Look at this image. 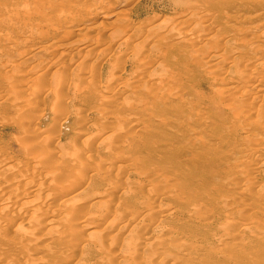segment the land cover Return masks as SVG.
Here are the masks:
<instances>
[{
	"label": "rangeland",
	"instance_id": "374dc122",
	"mask_svg": "<svg viewBox=\"0 0 264 264\" xmlns=\"http://www.w3.org/2000/svg\"><path fill=\"white\" fill-rule=\"evenodd\" d=\"M100 1L103 3L107 2L108 4L106 3L105 5L103 3H100ZM100 1L0 0V165L4 162L8 163L10 165V168L17 165L18 167L16 166L15 168L11 169L12 175L11 177H9L10 181L18 179L16 173L22 171L25 166L26 168L31 166L33 164V159L35 158L33 156L35 153H32L34 149H31L32 152H27L30 151V149L28 148L29 150H27L25 147L28 146L31 142L32 146H34L35 148H39L38 151L37 149L34 150V152L37 153L40 152L41 149H43V146L39 142L48 140L46 148L50 150V153H52L53 151V156L55 154V157L59 160L62 159L60 155L63 156L65 154V156H63L64 160H61V165L58 170L59 173L60 171L63 173L66 169L64 166H68L69 158H71L70 151H74L73 148L83 147L85 145L84 143L86 142L84 140L87 139L91 133H94V127H88V125H90L91 123H95V120L97 121L98 118L96 117L97 113L95 112V109L92 107V105L94 104L92 99H89V104H84V102L82 104V101H79L78 98H75L74 90L72 89V87L66 88L65 85H63L65 87L64 89L62 86V89H58L61 88L58 87L55 91L57 86L55 87V83L53 81L55 80L53 79V69L54 71H59V68L57 67H60V63L64 65V67H62L61 65V68H65L64 70L61 69L63 72L60 71L61 73H63L62 77L67 78L68 76V78H71L72 81L76 79L77 75H79L80 77L86 75V77L84 76V81L86 80L85 82L87 83L95 81L96 83L109 86L114 84V82H120L122 78L125 77L121 82H131L130 87L132 86L137 88L136 85L139 86L138 88L142 89H148L150 87L149 89L152 91L158 89L159 87H164L166 91L172 92V94H174L175 96L172 98L161 99L159 104H161L162 106H159V104L155 102H150L149 100L145 104L144 113L130 111L138 121L140 120L139 122H143L150 129V131H148L146 135L148 139L146 145H156L161 151L159 156H157L158 154L152 155L150 154L148 148H146L144 151V149L140 147L142 141L138 139V136H134L132 139V142L134 143L136 149L139 150V154H137V156L144 157L143 159L141 158L144 162V169L142 168L143 166H141L142 162H140L141 165L136 164L137 167L135 169L137 170L141 166L139 170L145 171V173L148 172L150 176L148 175L149 177H144L142 175H144L145 173L139 174L136 173V170L128 171L132 172L133 176L128 172H119L120 174L117 172V174L121 175V178L125 176L123 175V173L126 175L128 174L129 178H132L133 180L135 178V180H138L140 182L144 179V181L146 182L143 181V184H147L148 182L153 184L155 183L157 185L165 183L164 185L167 186L170 184L169 186L173 187H177L180 176H182V186L184 192L182 193L181 201L173 200L170 198L171 191L169 189V186L167 187L169 191L166 189L167 193L163 196L162 194H159V196L156 197V200H158L159 202L161 201L160 203L162 204L164 202V204L173 206L177 215H184L186 213L184 215V220L182 221V231L190 234L188 238L195 236L194 239L200 241V243L202 244L198 252V260H201L202 262L197 264H264V238L260 237L259 239H255L252 235L254 231V225L260 224L264 227V213H262V207H264V195L262 197H258L252 194L253 191L261 190L262 188H264V166L262 165L264 161V153H254V160L252 159L253 168L251 170H238L240 166V163H238L240 162V158L243 156H248L250 154V152L248 151L249 149L243 141V136L244 134H246L247 128L243 127L242 129H239V126L234 122L230 114V111L233 108H237L238 104L244 100L242 95L238 92L235 93L233 89H238L239 86H244L246 87L245 89H249L250 86L249 82L247 84L240 81L234 69H239V67H248L249 71L255 72L257 70L260 73V71L264 68V52L262 51L264 49V34L260 38H251V36H253L252 33L257 36L258 32H264V0ZM24 2H27V4L29 5L28 7L30 8V10H28V12H30V14H22L24 10H19L21 9V7H23L21 6V4H24ZM35 2L37 3V5L39 4V6L33 9ZM107 5L108 8L105 7ZM44 6H48V9H44ZM49 6L51 7V11ZM67 6L70 7L68 8V11L67 9L65 10V7ZM56 11L61 12L59 14ZM18 13H20L19 17ZM188 13H193L191 15L194 18L195 14L196 16H198V14H202L204 16L206 15V18L208 17V19H206V21H203L205 25L203 23L198 25V23L196 24V20H194V18H191V20L186 23V25H188L187 27L189 30V36L186 35L183 40L179 41L177 39H173L172 36L174 35H172V27L167 24H169L170 22L174 23L177 21H181L183 19L182 15H187ZM122 17L128 22L127 26H130V28L126 30L127 32L133 33V35H136V37L140 39H142L143 37H152V39L148 38L150 39L148 40L150 41L149 45L145 44V48H143L140 46H135V42H133V44H123L121 42L119 43L118 41L116 42V40H112V38L114 37L113 34L116 35L118 29L119 32H121V30L123 31L122 26L120 24L118 25V23H121L120 20ZM113 18L115 19L113 20ZM50 20H52V23L53 21H55V24L53 25L57 26L46 29V31L41 34L43 38H39L37 44H30L31 39L39 34L40 25H44L47 21ZM163 21L167 23L165 24ZM25 22L27 23L23 24ZM158 23H160V25L162 26L164 25L163 29L161 26H159L160 32H157L159 28H157V30L153 28V25ZM31 24H33V26H31ZM149 24L151 26H149ZM37 29H39L38 34ZM249 30L254 31H251L252 35H249ZM79 31H81V35ZM137 32L138 34H135ZM152 32L154 34L158 33L159 35L157 34V37H153L154 35L151 34ZM204 32H207L205 33L207 35L204 34L205 36H211L212 38L209 39V41L206 40L208 38L204 39L205 42L203 41L200 44V48L189 49L188 41L191 40V37L193 35H198L199 33L202 34ZM82 33L84 34L82 35ZM88 36H90V38ZM229 36L231 39L229 38ZM84 37H86V39ZM65 38L66 40H64ZM92 38L93 41H96L92 45L93 48L91 46L92 50L90 49L88 51V53L90 52V54H92V58L90 59L91 55L88 54V59L86 60L85 58L83 61H80V59L85 56V54H83V52L81 51L78 52L81 54V58L77 57V59H71L70 62L68 60V64L66 60L68 56L71 57L70 54H72L73 56V50L67 51L66 49L64 50V53L66 56H68L66 57L65 55H60L59 57L57 54V58L55 57L56 54H54V56L52 54L49 55L50 52L54 53V51H51L49 49V52V50L46 48H44L46 52L43 50V47L46 44L47 46L51 45L52 43L60 44L64 41L67 42L68 40L73 41L74 44H79L81 43V40L83 41L85 39L84 42H86L87 40H91ZM212 39L213 41H215L211 45L210 43H212ZM13 41L15 45H13ZM245 41H255L251 44L253 48L248 49ZM16 44L18 47L16 46ZM213 46L214 49L217 50H211ZM34 47H40V49H42L44 53H40V49L37 48V52L39 53L36 52L37 56L36 54L34 55L36 57L25 61L19 59L25 56V54H23L24 52L27 53L29 52V50L31 51L32 48L34 49ZM10 48H12V50ZM13 48L16 49L14 50ZM126 49L128 51H125ZM200 49H208L212 52L215 51V56L217 57V59L215 57L209 60L207 62L209 66L205 67L201 62V60H204V57H199L201 56L199 53L202 52ZM69 51H71V53ZM159 52L162 56L159 54ZM94 54L96 55L94 56ZM50 56H53V59L56 58V63L52 66H56L55 68H57V70L51 65L49 66V63L52 60ZM135 57H137L138 59L141 57V59L144 60H153L152 65L154 66L156 64V70L153 71L154 73L152 72V78L147 77L145 80L141 79L142 81H138V78L143 75V72L140 73L138 68V60H136ZM58 58H60L61 60ZM63 58L64 60H62ZM221 62L226 63V66L223 69H221L220 67ZM261 63L263 64V66ZM11 64H13V66ZM90 64L91 66H93V68L90 66ZM39 66H41L40 69L36 71L38 69L37 67ZM45 67L47 69H45ZM50 67L52 69H50ZM136 68L140 74L137 73V70H135ZM13 71H15V75L18 74V76L14 75L12 77V75L14 74L12 73ZM79 71L83 73L80 75ZM84 71L86 73H84ZM18 72L22 74L20 75ZM50 72H53L52 75ZM90 73H93L94 75L92 74L90 77ZM87 74L89 78L92 79H89ZM79 76L78 78H80ZM114 76H117L119 80L116 77L114 78ZM11 77L14 78V80L15 77H19L16 79L17 83L19 82L16 85L17 90L15 89L16 86L12 85L13 87H10ZM217 77H219L220 80L224 79V81L222 83L215 81ZM135 78L137 81L135 80ZM8 79H10L9 82L6 81ZM134 80L135 83H133ZM20 81H23V84H21ZM7 83H9V85ZM87 83L85 85H88ZM33 84H37V87H40V89L43 85V87L47 86L49 88L39 90V92L41 91L40 93L37 90V93L39 94L35 93L37 95V97H35L36 95L34 96V93H30L32 88L35 89L34 87L36 85L33 86ZM262 87L264 88V85ZM174 88H176V92ZM120 90L123 91L124 88ZM216 90H219L220 93H216ZM257 90L255 93L259 99L261 91L258 90L260 92H257ZM51 91H53L54 93ZM56 92L58 93V95H61L58 96ZM107 94L109 93L105 92L104 96H106ZM119 95L121 94L119 93ZM225 95L226 97L224 98ZM24 98H27L28 100H26L30 102L26 103L27 101L22 100ZM32 98L34 102H32ZM257 102L256 104H258ZM23 103L26 104L24 105ZM54 103H56V106H59V108L60 106L62 107L60 110L62 112H65V119L58 120L57 115V117H55V120L54 115L56 116L57 111H54L53 108H51L53 110L49 109L50 106ZM123 104L127 105L125 103ZM32 105L34 106L33 109ZM25 107H27V110L29 109L28 112L26 110L24 111V109H26ZM30 108L34 113H31L32 115L29 114L30 112H32L30 111ZM35 109H38L37 111L40 114ZM53 112L55 114H53ZM79 114H81L84 119L86 118L84 120L85 122H83L86 124V130L82 128L84 127V124H80L82 122L75 121V119H77V121L79 120L77 118V115ZM21 115L22 117H20ZM16 116H18V119H16ZM257 116L259 118V116L262 117L263 115L262 113H260L255 115L253 118L258 119ZM28 118L29 120H27ZM24 120H27L29 122L25 121L24 124ZM52 120L53 122L54 120L56 121L54 123V125L56 124L55 126L53 125V123H51ZM48 124L51 126H49ZM20 126H24V128ZM90 127H92L91 129L93 130H89ZM21 128L23 129V131ZM81 128L82 130H84L83 132L79 131L81 130ZM243 129L244 131H246L245 133L243 132ZM24 130L29 131H27V133ZM32 130L37 131L35 136L30 135L33 134ZM46 130L48 132H46ZM22 132H26L27 134L24 133L22 135ZM77 133L84 134H79V136ZM25 134L26 136H24ZM34 137L36 139L35 142L32 141ZM26 141L27 143H29L24 144V142ZM20 142L23 145L20 144ZM23 148L25 149L23 150ZM24 152L26 155L24 154ZM66 156L68 157V161ZM103 156L105 159H109V156L111 155L108 154V156ZM103 156L100 155L101 159L103 158ZM44 160L45 159L43 157V160H40L39 162V165H43V168L39 167L40 170L44 169V166L47 168L50 165L48 161L47 163L41 162ZM21 165L25 166L21 167ZM75 166L76 165L74 164L69 166L71 172H75ZM39 168L37 165V167L31 169L39 171ZM46 168L44 170L47 171ZM17 169H19V171ZM5 171L6 174L4 173ZM7 172L8 170L1 169L0 167V177H2V175L4 174L8 175ZM68 172L69 171L66 170L65 173ZM151 173L153 174L151 175ZM139 176L141 177L139 178ZM128 177L127 179L131 180ZM247 179H251L256 186L253 188L243 187L242 185ZM35 181H37L36 178ZM84 181L85 183L88 181V183H90L89 185L94 186L97 189L103 186L102 182L100 183L99 181H96L91 176L88 180L83 179L82 182ZM49 182L50 181H43V185L41 184L37 189V191L39 192H36L37 194L35 193L36 195H34L43 198L48 196V194H50L52 185L56 183ZM26 183L27 181L24 180L20 183H17V185L24 188L26 187ZM45 189L47 190L48 194L46 193ZM42 192L44 195H42ZM85 192L84 194H89V192L91 193L90 190H86ZM6 193L7 197H12V194H14V190H8ZM239 193L244 195L243 205L246 201L245 205L248 207V211H246V213L249 214L250 218L247 219V223L240 224L241 228L239 230L232 232L229 231L227 234H223L219 232L220 227H222L228 221L237 220L239 217L238 213L234 210V207H232L234 206L233 203L235 196L241 195ZM26 195L27 194L25 193V196ZM46 198L48 200H51V202H54L53 204H55V201H52V197L48 196ZM46 198L45 200H47ZM147 198L150 199V197L148 196ZM48 202L50 201H47V203ZM57 203L58 201L56 202V204ZM46 207L49 208L50 203L47 204ZM194 207H198L203 210L205 209L207 215L205 220L207 223L200 224L186 219L187 213L191 212ZM19 212L22 214L24 212L25 214L24 210H20L18 211V213L13 212V215H22L19 214ZM61 215H64V213H61ZM91 220H94L93 216H88L86 219V221ZM61 226V219H52L50 231L38 235V237L36 238L37 240H34V244H36V242L39 240L36 245L38 247V244L41 243L43 237H45L47 240L48 238L52 239V236H54L53 234L56 233L58 229H61ZM23 228L24 227L19 228L21 233L26 232V228ZM202 237H204V239ZM45 238L44 240H46ZM184 238L185 236L182 235L181 239ZM52 246H48L47 248L43 249L46 250L51 248L46 252L42 249V251L38 250V252L41 253L38 254L37 252V256L34 252L35 256L32 257L34 258V262L38 264H53V259L54 257H57L60 248L57 245H54L53 247ZM56 247L58 248V250ZM90 247L91 249H93L94 247L91 242ZM78 250L79 249L73 250V252L71 253L73 254L76 251L78 254ZM76 252L74 255H77ZM15 255L16 257L18 256L17 253ZM31 255L33 256V253L29 256ZM50 260L53 261H51L50 263ZM72 262L69 263L68 261V264H71ZM81 263L84 264L85 262ZM64 264H67V262ZM183 264H191V262L184 261Z\"/></svg>",
	"mask_w": 264,
	"mask_h": 264
},
{
	"label": "bare ground",
	"instance_id": "6f19581e",
	"mask_svg": "<svg viewBox=\"0 0 264 264\" xmlns=\"http://www.w3.org/2000/svg\"><path fill=\"white\" fill-rule=\"evenodd\" d=\"M43 2H45V1H43ZM100 3H103V2L100 1ZM106 3H103V4L106 5ZM21 6H23V7H21V9H19V8L18 9L24 10L22 14H26V15L30 14V12H28V10H30V8L28 7L29 5L27 4V2H24V4H21ZM38 6H39V4L37 5V3L35 2L33 9H35ZM105 7L108 8V5ZM105 7H104V9H105ZM60 8H62V7H60ZM68 8H70V7L69 6L65 7V10L67 9V11H68ZM44 9H48V6H44ZM65 10H64V12H65ZM50 11H51V7H50ZM56 12H58V11H56ZM60 12L61 11H59L58 13L60 14ZM19 14L20 13H18V17H19ZM191 14H193V13H188L187 15L184 14V15H182L183 19L182 20L179 19L181 21H177L174 23L170 22L169 24H167V25H170L172 27V31H173L172 35H174V36H172L173 39H177L179 41V40H183L186 35L189 36V30L187 27L188 25H186V23H188L191 20V18H194ZM13 17H14V15H13ZM114 19L115 18H113V20ZM206 19H208V17L206 18V15L204 16L202 14L201 15L198 14V16H196V14H195L194 20H196V24L198 23V25L203 23V21H206ZM51 21L52 20L47 21L44 25L39 24L40 30L37 29V34H38V30L40 32L36 37H33L32 39L30 38L31 39L30 44H33V45L37 44L38 39L39 38L41 39V37H42L41 34H43V32L46 31V29L57 26V25L56 26L53 25V24H55L54 23L55 21H53V23ZM120 22L121 23H118V25L120 24L122 26L123 31L121 30V32H119V29H118L119 33L118 32L116 33L114 31L116 33V35L113 34L114 37L112 38V40H116V42L118 41L119 43L121 42L123 44L124 43H128V44L132 43L133 44V42H135L134 43L135 46H140L143 48H145L144 47L145 44L149 45L150 41H148V40H150V39H148V38L152 39V37L147 36L148 38H146V37H143L142 39L137 38L136 35H133V33L126 31L127 29L130 28V26L129 27L127 26L128 22L123 17L121 18ZM26 23L27 22H25L23 24H26ZM113 23H114V21H113ZM31 26H33V24H31ZM149 26H151V25L149 24ZM159 26H161L163 29L164 25L162 26V25H160V23L154 24L153 28H155L157 30V28H159ZM256 27H259V26H256ZM204 29H205V27H204ZM84 30H86V29H84ZM116 30H117V28H116ZM81 31H79L80 35H81ZM158 31L160 32V28L157 30V32ZM251 31H253V30H251ZM251 31L249 34V35L253 34V36H251V38L252 37L253 38H260L264 34V32L259 33L257 31L258 35L256 36ZM138 32L135 34H138ZM143 32H146V31H143ZM207 32H204L202 34L199 33L198 35H193V36L190 35L192 37H191V40L188 41L189 49L200 48V44L203 41L205 42L204 39H206V38H208L206 40L209 41V39H211L212 37L211 36H209V37L205 36V35H207V34H205ZM83 34L84 33H82V35ZM85 34H86V32H85ZM151 34L154 35L153 37H157L159 35L158 33L154 34L153 32ZM259 34H260V36H259ZM45 36H47V35H45ZM86 37H84V38L86 39ZM88 37L90 38V36H88ZM186 38H189V37H186ZM229 38H230V36H229ZM138 39H140V40H138ZM64 40H66V38ZM84 40L83 41L81 40V43H79V44H77V43L74 44L73 41L68 40L67 42L64 41L60 44L59 43L58 44L52 43L53 45L51 44V45L47 46V44H46V45H44V47L42 45L41 46L43 47V50H44V48H46L48 50L50 49L51 51H54V53H52L49 50L50 53L49 52H47V53H49V55L52 54L53 56H54V54H56V56H55L56 58L58 56L60 57V55H65L64 50H66V49H67V51L73 50L74 51V52L72 51L73 56H72V54H70L71 57L67 55L68 56V58L66 60L67 62H68V60L70 62L71 59L72 60L77 59V57L81 58V56H80L81 54L78 53L81 51V52H83V54H85V56L82 55L83 57L80 59V61L81 60L83 61L85 58L87 60L88 59L87 57L89 55H91L90 59L92 58V54H90V52L88 53V51L90 49L92 50V48H93L92 45L96 42V41H93V38L91 40L90 39L87 40L86 42H84ZM90 41H92L93 43ZM151 41H154V40H151ZM214 41L212 39V43H210V44L212 45ZM253 42H255V41H253ZM253 42H249V41L246 42L248 49L253 48V46L251 45ZM11 43H12V41H11ZM13 43H14V41H13ZM17 44H19V43H17ZM17 44H16V46H17ZM13 45H15V43ZM91 46H92V48H91ZM40 47L39 48L34 47V49L30 48L31 51L28 49L29 52H27L25 50L27 53L22 52L23 54H25V56H23L19 59H22V61H25V60H29V59L36 57L37 56V54H36L37 48L40 49ZM10 49L12 50V48H10ZM212 49L217 50V49H214V46H213V48H211V50ZM43 50L40 49V51H41L40 53H42V52L44 53L45 50L44 51ZM200 50L202 52L199 53L201 55L199 57H204V60L203 61L201 60V62L205 67H207V66H209V64L207 62L209 60L215 58L216 53H215V51L212 52V51H209L208 49H200ZM125 51H128V50L126 49ZM262 51L264 52V49ZM69 52L71 53V51H69ZM37 53H39V52H37ZM35 54H36V56H34ZM57 54H58V56H57ZM78 54H79V56H78ZM96 54H94V56ZM159 54H160V52H159ZM139 55H141V54H139ZM53 56L52 57L50 56L52 58V60L51 61L49 60L50 63L48 61L49 66L50 65L52 66L53 64L56 63V58L53 59ZM135 58H136V60H138V68H139L140 73L143 72L142 73L143 75H141V77L138 78V81L139 80L142 81L141 79L145 80L147 77L152 78V75L154 73L153 71L156 70V64L154 66L152 65L153 60L147 59V58H146L147 60H144V59H141V57L139 59L137 57H135ZM58 59H60V58H58ZM216 59H217V57H216ZM62 60H64V58ZM116 61H115V63H116ZM69 62H68V64H69ZM20 63H21V61H20ZM91 64H90V66H91ZM11 65L13 66V64H11ZM57 65H58V60H57ZM61 65H62V67H64V65L60 63V67H57V68H59V71L57 70V68H55L56 66H52L53 68H55L57 70V71H54V69H53L54 78L52 77L53 79H55V80L52 79L55 83L54 84L55 87L57 86L55 91L57 90L58 87H61L58 89H62V86L65 85L66 88L72 87V89L74 90L75 98H78L79 101H82V104H83V102H84V104L85 103L89 104V99L90 98L92 99V101L94 102V104H93L94 106L92 105V107L95 109V112L98 115V116L96 115V117H98V118H97V121L95 120V123H91L90 125H88V127L89 126L94 127L93 128L94 133L93 134L91 133L88 136V138L84 140L86 142L84 143L85 145L83 144L84 145L83 147L73 148L74 151H70V157L71 158H69L68 166L67 167L64 166L66 169L63 173L61 171L59 173L58 170H59L60 165H61V160H64L63 156H65V154L63 153L64 154L63 156L60 155L62 157V159H59V160L55 157V154L53 156V154H52L53 151H52V153H50V150H48L46 148V146L48 144V140H43V141L39 142L43 146V149H41V151L37 152V153L34 152V150L37 149V151H38L39 148H35L34 146H32L31 142L28 146L25 147L27 150L30 149V151L26 150L27 152H32L31 149L32 150L34 149L32 153L33 154L35 153L36 155L35 154L33 155L35 158L33 159V164L31 166L26 168V166L23 165L25 167L22 169V171H19V169H17L19 171V172L17 171L18 173H16L18 179H15L14 181H10V177L12 175L11 169L15 168L17 165L15 167H12V168H10V165L8 163H5V162L0 165L1 169L8 170V172H7L8 175H5L6 171L4 172L5 173L4 175L6 177L4 175H2V177H0V264H20V263H22V264H38V263L34 262V260H33L34 258H32V257H34L35 255L37 256L38 250L42 251L43 249L47 248L48 246H52V245L53 246L57 245L60 248L57 257H54V259H53L54 261L50 260V263H51V261H53V264H64L66 262L68 264V261H69V263L73 261L72 263H75V264L81 263V262H85L84 264H183L184 261H190L191 264L201 263L202 261L198 260V255H199L198 252H199L200 246L202 244L200 243V241L194 239L195 236L188 238V236L190 234L185 233L184 231H182V228H181L182 227V221L184 220V215L186 213L184 215H182V214L177 215L173 206H169V204L168 205L164 204L163 201H162L163 202V204H162V203H160L161 201L159 202L158 200H156L157 199L156 197L159 196V194H162V196H163L167 193L166 189L170 184L167 186L164 185L165 183H163V184L158 183L159 185H157L155 183L153 184V183L148 182L147 184H143L142 182L144 181V179H143V181L140 182L138 180H135V178H134V180L132 178H129L128 174L126 175L123 173V175H125V176H123V178H121V175L117 174V172L119 173V172H128V171L136 170L135 169L137 167L136 164L141 165L140 162H142L141 166H143L142 168L144 169V162L142 161V159L144 157H142V156L138 157L137 156V154H139V150L136 149L134 143L132 142V139L134 136H138L139 137L138 139H140L142 141L140 147L143 148L144 151L146 148H148L150 154H152V155L158 154L157 156H159V154L161 152L156 145H150V146L146 145V142L148 140L146 135H147L148 131H150V129L143 122H139L140 120L138 121L130 111H134V112H138V113H144L145 112L144 111L145 110V104L147 101L150 100V102H155V103L159 104L161 99L172 98L175 95L172 94V92L166 91L164 87H159L158 89H156L154 91L150 90L149 89L150 87L149 88L147 87L148 89L138 88L139 87L138 85H136L137 88L132 87V86L130 87L131 82H128V83L121 82L123 80V78H125V77H123L120 82H114V84L109 85V86H106L105 84L96 83L95 81H91V82L87 83V82H85L86 80L84 81L86 75H84L85 77L84 76L80 77L79 75H77L76 79L72 81L71 78H68V76H67V78L62 77L63 73H61L60 71L64 70L65 68L64 69L61 68ZM41 66L37 67L38 69L36 71H38ZM225 66H226L225 62L220 63L221 69L225 68ZM262 66H263V64H262ZM91 67L93 68V66H91ZM45 69H47V68L45 67ZM50 69H52V68L50 67ZM77 69H78V67H77ZM263 69L260 71V73L257 70L256 71L258 73L256 71L255 72L249 71L248 67H245V68L239 67V69H234V71H236V75L240 79V81L245 82L247 84L249 82V85H250L249 89H245L246 87H244V86L241 87L239 85H238L239 86L238 89H233V91L235 93L238 92L239 94H241L242 97L244 98V100L238 104L237 108H233L230 111L231 117L233 118L234 122L239 126V129H242L243 127L247 128V130L245 129L247 132L244 131V129H243V132L244 133L246 132V134H244V136H243L244 139L243 138L242 139H243L245 145L247 146V148L249 149L248 151L250 152V154L248 156H243L240 158V160H239L240 162H238V163H240V166L238 168L239 171L242 169L247 170V171L251 170L253 168L252 159L254 160V153L255 152H259V153L263 152L264 153V88L262 87L264 85V70ZM84 70H87V69H84ZM135 70H137V68ZM116 71H119V70H116ZM14 72L15 71H13L12 73H14ZM53 72H50L51 75ZM82 73L80 72V75ZM84 73H86V72L84 71ZM137 73L140 74L138 72V70H137ZM92 74L91 73L89 74L90 77ZM14 75H15V73L12 75V77ZM15 76H18V74ZM78 76L80 78H78ZM87 76H88V74H87ZM12 77H11L12 81L10 79L6 80L8 82L10 80V85H11L10 87L16 86L19 83V82L17 83V81H16V79L19 77H17V78L15 77V80ZM115 77L117 78V76H114V78ZM50 78H51V76H50ZM56 78H57V81H56ZM88 78H89V76H88ZM89 79H92V78H89ZM117 79L119 80V78H117ZM118 80H116V81H118ZM135 80H136V78H135ZM135 80L133 83H135ZM36 81H37V79H36ZM172 81H173V79H172ZM215 81L222 83L224 81V79L220 80V78L217 77L215 79ZM20 82H21V84H23L22 83L23 81H20ZM86 83L88 85H85ZM7 84L9 85V83H7ZM37 84H35L36 86L33 84V86H35L34 87L35 89L32 88L31 92L29 91L32 94L34 93V96L36 95L35 93H37V90L39 92V90H42V89L44 90V89L49 88L47 86L43 87L44 85L42 84L43 86L40 89V87L39 88L37 87ZM47 85H48V83H47ZM149 86H151V85H149ZM65 87L63 86V89ZM156 87H157V85H156ZM172 87H174V86H172ZM122 88H124L123 91L120 90ZM258 88H260V89H258ZM15 89L17 90V86ZM257 89L261 91L259 99L255 93ZM12 90H13V88H12ZM33 90L34 91L36 90V91L34 92ZM174 90L176 92V88H174ZM219 90L218 91L216 90L217 91L216 93H220ZM258 90H257V92H260ZM18 91H19V89H18ZM45 91H47V90H45ZM51 92H53V91H51ZM57 92H56V94L58 95ZM60 92H62V91H60ZM105 92L109 93L110 95L107 94L109 96H107V95L104 96ZM39 93H37V94H39ZM119 93L121 95H119ZM43 94H44V91H43ZM56 94H54V95H56ZM60 95H58V96H60ZM35 97H37V95ZM225 97H226V95L224 96V98ZM224 98H222V99H224ZM26 99L24 98L22 100L27 101L28 99L27 100ZM61 99H64V98H61ZM32 100H33V98H32ZM56 100H57V98H56ZM19 101H20V99H19ZM17 102H18V100H17ZM29 102L27 101L26 103H29ZM32 102H34V100ZM256 102L258 104H256ZM123 103H125L127 105H124ZM54 104H52L51 105L52 107L50 106V108H49V109L53 108L54 111H57L56 116L54 115V118L57 117V115H58V117H57L58 120L59 119H65L66 118V116L64 115L65 112H62L60 110L62 107L60 106V108H59V106H56V103H54ZM36 105H37V103H36ZM159 106H162V105L159 104ZM30 107H31V105H30ZM25 108L26 109H24V111L26 110L28 112L29 109L27 110V107H25ZM33 108H34V106L32 107V109ZM32 109L30 111H32ZM53 109H51V110H53ZM262 109H263V111H262ZM35 110L37 111L38 109H35ZM31 113H33V111L30 112L29 114H31ZM260 113H262V115H263L262 117L259 116V118H258V116H257L258 119L253 118L255 115L260 114ZM53 114H55V113L53 112ZM35 115H38V114H35ZM16 117H17L16 119H18V116H16ZM20 117H22V115ZM77 118L80 121L79 120L77 121V119H75V121L76 122H82L80 124H84V127H82V128H84V130H86V128H85L86 124L83 123V122H85L84 120L86 118L84 119V117L81 114L77 115ZM27 120H29V118ZM27 120H24V124H25V121H27ZM55 120H56V118H55ZM55 120H54V122H53V120L51 122V123H53V125L56 122ZM32 121H33V118H32ZM27 122H29V121H27ZM244 124L246 125V127ZM49 126H51V125H49ZM54 126H53V128H54ZM20 127L24 128V126H20ZM92 127H90L89 130H93V129H91ZM18 128H19V126H18ZM82 128L79 131L83 132L84 130H82ZM25 129H26V127H25ZM50 129H51V127H50ZM30 130H31V128H30ZM22 131H23V129H22ZM24 131L27 132L29 130H24ZM32 131H33V134H30V135L35 136L37 131H35V130H32ZM26 132H24V133H26ZM46 132H48V131L46 130ZM24 133L22 132V135ZM74 133H75V131H74ZM26 134L24 136H26ZM79 134L82 135L84 133H79ZM85 137H86V135H85ZM30 138H29V140H30ZM45 139H47V138H45ZM35 140L36 139L34 137V139L32 141L35 142ZM21 141H23V140H21ZM25 143L28 144L29 142L27 143V141H26V142H24V144ZM20 144H22V143L20 142ZM80 145H82V144H80ZM72 147H74V146H72ZM25 148H23V150ZM48 148H50V147H48ZM50 149H52V148H50ZM24 154H25V152H24ZM108 154H110L111 156H109V159L108 158L105 159L103 155L108 156ZM100 155L103 156V158H104V159L102 158L103 160L101 159ZM43 157L45 160L46 159L47 160L46 161L44 160L41 162L47 163V161H48L50 163V165L48 164L49 166L47 168L44 166V169L46 168L47 171L44 169L40 170L41 167L43 168V165L42 166L39 165V162H40V160H43ZM58 158H59V156H58ZM66 158L68 161L67 156H66ZM66 158H65V160H66ZM20 164H22V163H20ZM72 164L76 165L74 167L75 172H71L69 169V166ZM37 165H38V168L40 167L39 168L40 172L37 170H32L35 167H37ZM262 165L264 166V161H263ZM23 166L21 165V167H23ZM139 168L136 170V173H139V174L145 173V171L139 170ZM66 170L69 172L65 173ZM128 173H130L132 175V172H128ZM147 173H145V174H147ZM89 174H92V175H89ZM145 174L142 176H144V177H146L148 175L150 176L149 173L147 175H145ZM152 174L153 173H151V175ZM90 176L93 177L96 181H99L100 183L102 182L103 186L97 189L94 186L89 185L90 183H88V181L86 183H85V181L82 182L83 179L88 180L90 178ZM127 177L131 180H128ZM140 177L141 176H139V178ZM35 178L37 179V181H35ZM24 180L27 181L26 187L23 188V187H20L17 185V183H20L21 181H24ZM43 181H50L53 183L56 182L53 185L50 184V185H52V187L50 189V194H48L47 190L45 189L48 196L52 197V199H53L52 201H55V204H53L54 202H51V200H48L46 198L48 196L45 197L47 200H45V198H43V197L35 196L37 194L36 192H39V191H37V189L40 187L41 184L43 185V183H42ZM144 182H146V181H144ZM182 182H183V178H182V176H180L179 183H178L177 187L169 186V189L171 191V194H170L171 199L179 200V201L182 200V193L184 192ZM245 183H243V185H242L243 187L253 188L256 186L251 179L245 180ZM169 189H167V190L169 191ZM263 189L264 188H262L261 190L253 191L252 194H254L258 197H262L264 195ZM6 190L7 191L8 190H14V194H12L13 192L11 193L13 196L7 197L6 196L7 195ZM86 190H90L91 193L89 192V194H84V192ZM43 192H42V195H44ZM25 193L27 194L26 195L27 198L25 196ZM39 194H41V193H39ZM239 194H241V193H239ZM145 195L150 197V199H148L147 196H145ZM168 195H169V193H168ZM243 196H244L243 194H241L239 196H235L234 203H233L234 206H232V207H234V210L239 215L238 219L226 222L222 227H220L219 232H221L223 234H227L229 231H231V232L237 231L241 228L240 224L247 223L246 221L248 218H250V216L248 213H246V211H248L247 210L248 207L245 205L246 201H245V204L243 205V202H244ZM170 198H169V200H170ZM47 201H50V202L47 203ZM57 201H58V203L56 204ZM170 202H171V200H170ZM46 203L47 204L50 203L49 208L46 207L47 206ZM51 205H52V207H51ZM198 207H194L191 212H188L186 215V219L200 223V224H205V223H207L205 220L206 216H207L206 211H205V209L203 210V209L198 208ZM20 210H24L25 214H24V212H23V214L19 212V214H22V215H13V212L18 213V211H20ZM61 213H64V215H61ZM262 213H264V207H262ZM88 216H93L94 220L86 221ZM54 218L61 219V224H62L61 227L62 228L60 227L61 229H58L57 232L53 234L54 236H52L53 237L52 239L48 238V240H47L45 237H43V240L41 241L42 244L39 243L40 246L38 244V247H37L36 245H37V242H39V240L37 242L35 241L36 244H34V240H37L36 238L41 233H47L50 231L51 220ZM20 227L21 228L24 227L23 229L26 228V232L21 233L20 229H19ZM182 235L185 236L184 239H181ZM252 235L255 239L256 238L259 239L260 237L264 238V227L260 224L254 225V231H253ZM49 236H51V235H49ZM44 238L46 240H44ZM202 238L204 239V237H202ZM203 239H201V240H203ZM90 242L92 243V245H94L93 249H91V247H90ZM50 249H46L43 251L46 252L47 250H50ZM77 249H79L81 252L78 250V254H77V252L75 251L77 255H74L75 252L73 254L71 253V252H73V250H77ZM57 250H58V248H57ZM52 252H54V251H52ZM16 253L18 255L17 257L15 255ZM32 253H33V256L32 255L29 256ZM39 253H41V252H38V254ZM44 263H46V262H44Z\"/></svg>",
	"mask_w": 264,
	"mask_h": 264
}]
</instances>
